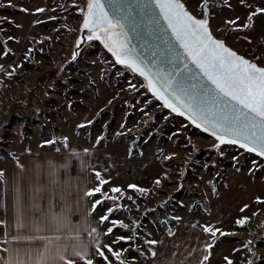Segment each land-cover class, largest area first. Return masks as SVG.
<instances>
[{
	"label": "rangeland",
	"instance_id": "1",
	"mask_svg": "<svg viewBox=\"0 0 264 264\" xmlns=\"http://www.w3.org/2000/svg\"><path fill=\"white\" fill-rule=\"evenodd\" d=\"M180 2L207 19L215 39L264 67V13L256 11L264 0ZM86 11L87 0H0V161L39 142L82 148L90 189L106 193L90 195L96 247L107 256L93 264H146L139 252L148 256L162 234L187 222L220 230L206 231V263L227 264V254L232 264H264V159L219 144L165 107L100 35L89 39Z\"/></svg>",
	"mask_w": 264,
	"mask_h": 264
},
{
	"label": "snow or ice",
	"instance_id": "2",
	"mask_svg": "<svg viewBox=\"0 0 264 264\" xmlns=\"http://www.w3.org/2000/svg\"><path fill=\"white\" fill-rule=\"evenodd\" d=\"M154 2L187 56L213 87L204 88L202 91L193 90L195 86L190 89L181 80L173 79L168 74L152 73L141 67L140 62L131 54V49L127 47L126 39H120L124 35L122 31H119L123 25L119 19L114 20L109 17L101 0H87L83 27L92 32L89 39H92L97 30H100L106 47L116 56L117 62L132 67L144 76L148 81L149 89L164 101L165 107L173 112H179L180 115H187L193 124L203 127L206 132L211 131L219 144L225 142L239 144L249 151L258 152L264 156V67H258L243 56L237 55L225 46L223 40L215 39L209 31L207 19H197L186 10L180 0H154ZM113 5L120 7L116 5L115 0ZM37 11H43V9H37ZM256 11L264 13V8H257ZM228 23L235 25L236 22ZM244 26L247 27V25ZM73 57L75 58V53ZM156 81L161 82L159 87ZM45 143L50 144L52 141H45ZM219 144L216 147H219ZM96 176L100 185L107 183L99 172ZM129 187L136 186L129 185ZM111 191L118 193L120 189L112 188ZM140 191L144 190L140 189ZM95 193L106 195L100 186L89 189L86 194ZM260 199L257 197L258 201ZM100 202L96 200L93 207L95 208ZM247 207L248 205H244L241 211ZM111 211L112 209L109 208L108 212ZM50 219L55 225V231L72 233L71 245L63 242L61 235H13L11 241L24 240L32 246L25 249L15 246L4 248L6 255L0 256V264H76L70 256L85 260L86 264H93L92 259L88 258L89 245L81 239L79 230L71 227L67 216L62 213L53 214ZM100 219L106 220L107 216H102ZM247 219L248 217L238 219L237 224H243ZM116 223L121 222L113 221V224ZM6 224V221L0 220V225ZM15 226L17 229L24 227L23 212L19 205H17ZM33 231L35 233L44 231L41 222L33 225ZM92 231L95 232L96 229ZM111 231L112 228H109L108 232ZM205 231L215 235L220 230L206 227ZM7 235L8 233L5 232V236ZM119 239L128 238L119 237ZM4 243L8 244L9 241L5 240ZM149 243L155 244L156 241H149ZM207 247L211 248L212 245ZM109 251L112 249L109 248ZM98 254L107 260L103 252ZM113 255L119 258L117 252L113 251ZM204 259L208 257L205 256ZM224 259L227 264H232L228 257ZM120 264H124V261L121 260Z\"/></svg>",
	"mask_w": 264,
	"mask_h": 264
},
{
	"label": "crops",
	"instance_id": "3",
	"mask_svg": "<svg viewBox=\"0 0 264 264\" xmlns=\"http://www.w3.org/2000/svg\"><path fill=\"white\" fill-rule=\"evenodd\" d=\"M0 173V220L7 222L0 225V256L6 255L3 249L9 246L21 249L32 246L24 240L11 241L13 235H61L63 242L71 245L72 233L55 231L50 219L53 214L62 213L89 245L88 258L95 260L98 226L94 222L90 195L86 194L90 189V170L82 148H48L39 142L20 152L16 159L1 160ZM17 205L23 212L22 229L15 226ZM37 222H41L44 231H33ZM193 224L187 222L172 233L162 234L153 249L155 255L149 256L146 264H210L204 259L210 251L207 247L211 244L209 234ZM5 240L9 243L5 244ZM226 256L229 255L221 254L220 258ZM70 258L76 264L86 262L78 257Z\"/></svg>",
	"mask_w": 264,
	"mask_h": 264
},
{
	"label": "water",
	"instance_id": "4",
	"mask_svg": "<svg viewBox=\"0 0 264 264\" xmlns=\"http://www.w3.org/2000/svg\"><path fill=\"white\" fill-rule=\"evenodd\" d=\"M101 2L110 18L120 20L123 28L119 31L124 34L120 39H126L127 47L131 49V54L140 62L141 67L152 73L168 74L173 79L181 80L190 89L195 86L193 90L202 91L204 88L213 87L187 56L154 0H115L116 5L120 7H115L113 0ZM96 34L100 35L105 43L101 32L97 31ZM156 83L159 87L161 82ZM182 116L192 122L187 115ZM198 128L213 136L211 131L206 132L203 127ZM253 153L264 159L258 152Z\"/></svg>",
	"mask_w": 264,
	"mask_h": 264
},
{
	"label": "trees",
	"instance_id": "5",
	"mask_svg": "<svg viewBox=\"0 0 264 264\" xmlns=\"http://www.w3.org/2000/svg\"><path fill=\"white\" fill-rule=\"evenodd\" d=\"M151 212H153V211H151ZM170 233H172L171 231H170ZM145 253H143V252H139V255L143 258V259H147L149 256H151L152 254H153V249L150 251V253H149V255L148 256H146V255H144Z\"/></svg>",
	"mask_w": 264,
	"mask_h": 264
},
{
	"label": "bare ground",
	"instance_id": "6",
	"mask_svg": "<svg viewBox=\"0 0 264 264\" xmlns=\"http://www.w3.org/2000/svg\"><path fill=\"white\" fill-rule=\"evenodd\" d=\"M104 45H105V43H104ZM106 47V46H105ZM112 53V52H111ZM113 54V53H112ZM156 96V95H155ZM157 97V96H156ZM158 98V97H157ZM159 99V98H158ZM160 101H162V102H164L163 100H161V99H159ZM170 109V108H169ZM171 110V109H170ZM175 113H177L178 115H180L179 114V112H175ZM180 116H182V115H180ZM184 117V116H183ZM185 119H187L186 117H184ZM188 120V119H187ZM192 123V122H191ZM193 124V123H192ZM194 125V124H193ZM195 127H197V126H195ZM198 128V127H197ZM201 130V129H200ZM246 149V148H245ZM246 150H248V149H246ZM249 151V150H248ZM250 152H252V151H250ZM253 153V152H252Z\"/></svg>",
	"mask_w": 264,
	"mask_h": 264
}]
</instances>
